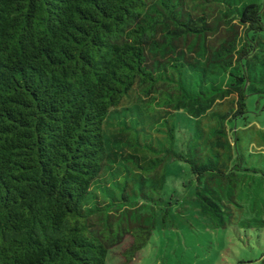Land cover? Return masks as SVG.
<instances>
[{"label": "trees", "instance_id": "obj_1", "mask_svg": "<svg viewBox=\"0 0 264 264\" xmlns=\"http://www.w3.org/2000/svg\"><path fill=\"white\" fill-rule=\"evenodd\" d=\"M249 95L264 98V0H0V264H108L127 235L131 260L175 161L214 227L259 213L264 169L230 125Z\"/></svg>", "mask_w": 264, "mask_h": 264}, {"label": "rangeland", "instance_id": "obj_2", "mask_svg": "<svg viewBox=\"0 0 264 264\" xmlns=\"http://www.w3.org/2000/svg\"><path fill=\"white\" fill-rule=\"evenodd\" d=\"M245 119L231 122L239 131L244 164L264 169V162L253 155L250 135L254 125L264 130V98L249 95ZM191 134V119L183 112L177 114L176 148L185 149ZM252 149L254 151H252ZM164 202L168 214L158 210L156 226L146 245L127 261L124 251L132 243L127 235L110 251L108 264H264V191L259 193V213L236 214L225 228L214 227L202 216L193 196V179L188 165L175 161L168 165ZM168 203L167 207H162ZM243 222H247L244 226Z\"/></svg>", "mask_w": 264, "mask_h": 264}]
</instances>
